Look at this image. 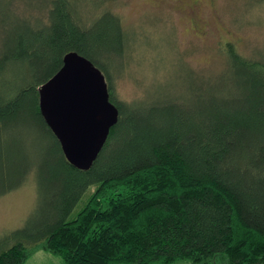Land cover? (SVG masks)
I'll return each mask as SVG.
<instances>
[{
    "label": "trees",
    "instance_id": "trees-1",
    "mask_svg": "<svg viewBox=\"0 0 264 264\" xmlns=\"http://www.w3.org/2000/svg\"><path fill=\"white\" fill-rule=\"evenodd\" d=\"M91 1L41 0L32 19L0 0V197L31 176L36 189L22 226L0 236V264H24L29 248L63 264H264V60L227 43L194 100L121 102L113 78L131 36L108 10L85 22ZM70 52L101 71L119 112L88 171L66 161L38 106Z\"/></svg>",
    "mask_w": 264,
    "mask_h": 264
},
{
    "label": "rangeland",
    "instance_id": "rangeland-1",
    "mask_svg": "<svg viewBox=\"0 0 264 264\" xmlns=\"http://www.w3.org/2000/svg\"><path fill=\"white\" fill-rule=\"evenodd\" d=\"M1 1H11L17 14L32 15V19L46 12L27 11L41 0ZM93 2L100 0L83 6L90 10ZM88 10L83 7L79 13L85 22L108 10L119 17L132 38L124 69L113 78L115 95L124 103L174 96L189 100L200 77L208 80L224 69L220 51L227 43L245 58L264 60V0H103L95 11ZM87 199L76 206L70 219ZM35 203L32 176L19 189L1 196L0 236L21 227ZM29 252L24 264H63L61 258L40 248H29Z\"/></svg>",
    "mask_w": 264,
    "mask_h": 264
},
{
    "label": "water",
    "instance_id": "water-1",
    "mask_svg": "<svg viewBox=\"0 0 264 264\" xmlns=\"http://www.w3.org/2000/svg\"><path fill=\"white\" fill-rule=\"evenodd\" d=\"M37 92L40 114L66 161L88 171L119 117L109 100L104 75L87 59L70 52Z\"/></svg>",
    "mask_w": 264,
    "mask_h": 264
}]
</instances>
